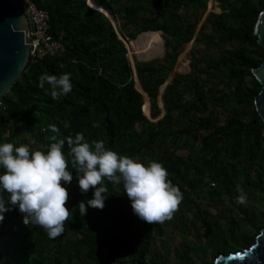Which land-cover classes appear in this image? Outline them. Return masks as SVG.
Returning a JSON list of instances; mask_svg holds the SVG:
<instances>
[{
	"label": "trees",
	"instance_id": "1",
	"mask_svg": "<svg viewBox=\"0 0 264 264\" xmlns=\"http://www.w3.org/2000/svg\"><path fill=\"white\" fill-rule=\"evenodd\" d=\"M32 1L48 12L50 30L64 51L29 60L2 95L0 143L44 151L53 135L66 140L81 132L119 155L144 164L158 161L181 191L180 204L187 211L191 205L197 209L194 217L206 234L198 248L202 264L252 243L264 228V123L254 107L261 85L251 73L264 60L253 34L264 0H213L220 12L209 13L204 21L208 0H92L93 8L87 0ZM96 5L114 14L122 39L146 33L136 41L141 59L154 54L159 46L154 33H159L161 61L136 62L134 71L123 41ZM191 41L190 71L165 86L160 95L164 115L156 120L159 89ZM44 72L71 73L72 91L53 100L47 84L37 87ZM147 100L152 120L143 114L149 111ZM50 124L59 132H51ZM205 179L212 188L204 192ZM105 183L103 209L89 207L84 217L73 209L54 239L39 226L25 225L17 210L5 213L0 264H163L155 244L168 221L140 220L122 184ZM238 189L252 206L236 203ZM68 192L69 208L92 198L91 189L80 193L75 178ZM191 249L181 246L182 259L188 260Z\"/></svg>",
	"mask_w": 264,
	"mask_h": 264
},
{
	"label": "clouds",
	"instance_id": "2",
	"mask_svg": "<svg viewBox=\"0 0 264 264\" xmlns=\"http://www.w3.org/2000/svg\"><path fill=\"white\" fill-rule=\"evenodd\" d=\"M70 76L68 72L59 76L44 72L38 77L37 87L45 89L47 84V93L56 100L72 91ZM48 128L59 132L55 124ZM51 140L44 151L34 150L29 144L0 143V222L5 213L15 209L25 225L39 226L54 239L64 231V222L73 209L83 217L89 207L103 209L108 198L106 181L122 184L132 213L147 224L170 219L183 198L158 161L144 164L119 155L103 141L89 142L81 132L66 140L53 135ZM74 178L80 193L91 189L92 198L69 208L68 187ZM238 192L236 203L245 204L246 195Z\"/></svg>",
	"mask_w": 264,
	"mask_h": 264
},
{
	"label": "water",
	"instance_id": "3",
	"mask_svg": "<svg viewBox=\"0 0 264 264\" xmlns=\"http://www.w3.org/2000/svg\"><path fill=\"white\" fill-rule=\"evenodd\" d=\"M87 1L90 7H92L90 3L95 4L92 0ZM96 6L97 8L94 9L102 12L109 19L120 38L121 34L114 14L108 11L109 15H106L105 8ZM28 27L26 15L17 0H0V98L11 88L28 62ZM253 34L257 37V43L264 49V11L257 18ZM53 38H55L54 34ZM251 73L261 85V90L254 97V107L264 123V60L258 67L253 68ZM134 81L138 82L136 74ZM139 89L136 90L145 95L140 85ZM213 264H264V228L246 248L227 255L221 254Z\"/></svg>",
	"mask_w": 264,
	"mask_h": 264
},
{
	"label": "rangeland",
	"instance_id": "4",
	"mask_svg": "<svg viewBox=\"0 0 264 264\" xmlns=\"http://www.w3.org/2000/svg\"><path fill=\"white\" fill-rule=\"evenodd\" d=\"M219 12L220 10L218 8L217 3L213 0H208L206 4V10L202 17V21H204V19L209 13H219ZM199 28H200V23L196 27L195 35L197 34ZM143 34H146V33H143ZM154 34H155V37H156V34L159 37V38L157 37L159 41V46L155 45L156 47L154 48V54L147 55L145 59H141L138 56V54L141 52V48L137 46L136 44L138 37L135 40L127 41L126 39H122V36H120L119 39H121L124 43V46L127 51V58L132 68H134V65L136 62H148L153 59H159L161 61L163 57V52H164L162 40L160 38L159 33H154ZM192 43L193 41H191L188 45H186L183 48L181 54L178 56L176 63L174 64L172 68V72L168 75L165 83L159 89V97L157 99V105L159 107L160 113L156 120L162 118L164 115V110H163L160 95L162 94L165 86L169 84L176 75H185L190 71L191 55L193 51ZM210 51H211L210 54L215 53V49H212ZM137 85H138V82H135L136 89H138ZM143 99L145 103L146 102L145 95H143ZM148 104H149V101H148ZM150 113L151 111H150V104H149V111L147 112V114L144 112L143 114L149 120H152L150 117ZM208 182L211 185H208ZM202 185H203L202 188H204L203 189L204 192L212 188V183L208 179L207 180L205 179ZM244 206H252V202L250 199H248V197H246V203L244 204ZM200 207L208 208V206H204L202 204H200ZM196 210L197 209L191 205V208H189V211H187L185 210V206L183 205V203L182 204L179 203L177 206V209L172 213L171 218L166 219L168 223L170 224V226L167 228V231L163 234V236L155 244V249L158 250L157 254L159 255V260H162V255L164 257V259L162 260L163 264H202V256L198 248L202 246L206 234L204 230L200 227V223L194 217V213H196ZM209 210H211L210 212H212L213 214L217 213V210L214 207H211V209ZM194 220H195V223L193 225ZM184 243L188 244L192 248L188 254V258H187L188 260L182 259L180 255L181 246H183Z\"/></svg>",
	"mask_w": 264,
	"mask_h": 264
},
{
	"label": "built area",
	"instance_id": "5",
	"mask_svg": "<svg viewBox=\"0 0 264 264\" xmlns=\"http://www.w3.org/2000/svg\"><path fill=\"white\" fill-rule=\"evenodd\" d=\"M17 1L22 6L29 26L28 61L37 62L46 56L62 53L64 51L62 43L57 36L53 38L50 30L48 12L37 8L32 0Z\"/></svg>",
	"mask_w": 264,
	"mask_h": 264
}]
</instances>
